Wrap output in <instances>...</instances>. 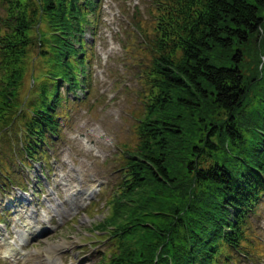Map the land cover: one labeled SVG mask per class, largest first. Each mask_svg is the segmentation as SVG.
<instances>
[{
  "label": "trees",
  "instance_id": "16d2710c",
  "mask_svg": "<svg viewBox=\"0 0 264 264\" xmlns=\"http://www.w3.org/2000/svg\"><path fill=\"white\" fill-rule=\"evenodd\" d=\"M152 5V28L136 17L149 63L134 144L118 153L120 181L95 224L110 238L98 264H241L264 254L253 225L264 203V0ZM96 8L0 0L1 152L30 165L58 135L60 83L86 82Z\"/></svg>",
  "mask_w": 264,
  "mask_h": 264
},
{
  "label": "rangeland",
  "instance_id": "374dc122",
  "mask_svg": "<svg viewBox=\"0 0 264 264\" xmlns=\"http://www.w3.org/2000/svg\"><path fill=\"white\" fill-rule=\"evenodd\" d=\"M152 6V0H98L92 27L86 29L89 36L94 32L89 37V90L86 96L77 90L84 100L76 101L60 83L69 109L60 119L61 137L43 147L47 167L36 162L27 169L0 142V168L1 160L10 165L7 174L0 172V264H98L107 254L108 240L94 238L95 226L104 219V205L120 181L118 153L124 143L134 144L141 111L139 76L149 63L136 17L150 24ZM56 200L63 207L53 212L48 206ZM258 212L254 234L264 245V204ZM10 241L21 245L22 255L10 250ZM255 264L264 262L256 257Z\"/></svg>",
  "mask_w": 264,
  "mask_h": 264
},
{
  "label": "bare ground",
  "instance_id": "6f19581e",
  "mask_svg": "<svg viewBox=\"0 0 264 264\" xmlns=\"http://www.w3.org/2000/svg\"><path fill=\"white\" fill-rule=\"evenodd\" d=\"M15 248H18L17 246H14ZM58 247H60V246H58ZM6 253H7V251H6Z\"/></svg>",
  "mask_w": 264,
  "mask_h": 264
}]
</instances>
